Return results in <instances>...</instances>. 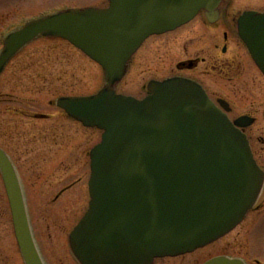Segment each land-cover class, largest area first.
<instances>
[{
  "label": "water",
  "instance_id": "obj_1",
  "mask_svg": "<svg viewBox=\"0 0 264 264\" xmlns=\"http://www.w3.org/2000/svg\"><path fill=\"white\" fill-rule=\"evenodd\" d=\"M222 0H110L31 21L9 34L0 73L29 42L68 39L106 73L97 94L62 98L86 125L104 130L92 151L90 208L71 235L82 264H153L205 247L236 228L260 193L263 176L246 135L195 81H152L143 100L118 94L129 61L152 35L177 29ZM215 20V19H214ZM239 32L264 73V13L249 12ZM15 230L27 264H44L16 172L0 150ZM206 264H243L220 257Z\"/></svg>",
  "mask_w": 264,
  "mask_h": 264
},
{
  "label": "rangeland",
  "instance_id": "obj_2",
  "mask_svg": "<svg viewBox=\"0 0 264 264\" xmlns=\"http://www.w3.org/2000/svg\"><path fill=\"white\" fill-rule=\"evenodd\" d=\"M33 1L42 3L41 8L47 11L64 5L108 6V0H28L18 4L12 1L10 6L0 4V15L8 14L9 17V12L16 11L12 14L17 15L23 11L25 15L35 16L42 9L26 11V7ZM235 2L237 11L264 10V0ZM200 28L197 19L176 33L148 38L131 59L129 71L117 86V91L144 98L149 94L150 81L164 80L179 74L175 70L178 62L193 57L197 52L203 51L200 50L203 47L206 50L201 53L206 57L212 56L206 46L209 34ZM189 31L196 37L192 42L186 41L182 36ZM217 82L220 85L217 88L219 92L233 99L235 112L232 117L245 114L250 95L248 86L240 85L237 90L232 87L231 82L223 79H217ZM104 85L103 68L82 51L57 37H45L29 45L0 80V145L15 154L13 162L32 184L29 187L32 190V197L29 198L31 226L46 264H80L71 250L69 235L88 206L90 196L89 190L87 191V164L91 149L101 141L103 134V131L96 128L87 131L82 129L80 124L58 110L56 99L69 95H92ZM17 108L20 111L21 108H29L36 113L58 111L60 115L46 121L49 125L43 128L45 136H35L29 141L17 143L15 135L28 128L30 132L33 131L28 124L30 122L24 120L29 117L20 116ZM43 137L45 138L42 139ZM52 151L61 153L58 162L57 157L49 153ZM80 178L82 180L75 190L66 192L57 200L60 190ZM81 194L82 203L75 205L76 198ZM64 200L72 202L71 209L65 210ZM73 206L77 210L74 211ZM240 228L189 255L184 262L170 260L167 264H200L220 253L264 260L261 249L263 238L258 237L252 243V239L249 241L247 228ZM14 231L11 208L0 172V264H25Z\"/></svg>",
  "mask_w": 264,
  "mask_h": 264
},
{
  "label": "flooded vegetation",
  "instance_id": "obj_3",
  "mask_svg": "<svg viewBox=\"0 0 264 264\" xmlns=\"http://www.w3.org/2000/svg\"><path fill=\"white\" fill-rule=\"evenodd\" d=\"M12 1L13 2L16 1L18 4L19 2H25L28 0H0V4L10 6L12 4ZM235 3H236L235 0H223L222 5L219 8V11H217L216 15L213 16L212 18L208 15L207 11L200 12L198 17L194 21L198 19V22L201 26L200 29H202L204 32H207L209 34L208 36L209 42L206 44V46L208 50L210 49L212 56L211 55L209 57L204 56L202 53L206 49L205 47H203V49L201 48L200 50H203V51L197 52L193 57H190L186 60L178 62L175 70H177L179 74L176 73L171 77L183 76L189 79H193L197 81L198 83H200L204 87L206 92L209 94L210 98L219 107L227 111L231 120L237 123V125L241 128V130L246 134L248 142L252 150V153H253V156L263 173V186L256 200V203L253 206V208L250 210L247 218L233 232H235L238 228L240 227L242 228L243 226H245V228H247L250 242H251V239L253 243L255 242V239H257L258 237H262L263 246H261L262 247L261 249H263L262 251L264 255V74L262 73L260 68L255 63L246 44L241 39L239 31H238V20L241 15H243L247 11L256 10L258 12H264V10L262 9L260 10L239 9V11H237L238 9L235 7ZM41 5L42 3L40 4L38 1H33L26 7L27 12L37 11V10L42 9L41 12H39L35 16H32L30 14L25 15L23 11L22 13H19L17 15L12 14V13H15L16 11H12V13L9 12V17L7 16L8 14L0 15V49L4 46V38L9 32L15 29H18L19 27L26 24L28 21L42 17L43 15L47 13H52V12H56V11H60V10L72 7V6L64 5V7H59V8L55 7L52 10L47 11L41 8ZM214 19L215 21H213ZM194 21H192L191 23L173 32H170L169 34L176 33L179 30H182L184 27L190 26ZM188 30L189 28H187L186 31ZM182 36H183V39H185L188 42L190 41L192 42L193 40L196 39L195 34L191 33L190 31L184 32ZM43 38H39L37 39V41ZM59 39L71 44L69 41L65 39H62V38H59ZM35 41L36 40L32 41L29 45H31ZM29 45H27L17 56H15V58H13V60L9 63V65L5 68V70L0 75V80L3 79L4 76H6V72L10 69V67H12L15 64V60L21 55V53L27 47H29ZM231 55L232 57L230 58L229 56ZM217 79H223L225 81L231 82L232 87L236 88L237 90H239L240 85H243V87L248 86L247 90H248V94L250 95L248 97V103L246 105L247 110L245 114H240L236 117H232V115L235 112V106L233 105V99L219 92L217 88L218 87L220 88V85L218 84ZM60 98L61 97H58V99H56V103L52 102L53 104L55 103L57 105L58 110L60 112L62 111L66 116L74 120L77 124H80L82 126V129H84L85 131H87L88 129H92V128L85 127L82 123L72 118L65 110H63L58 105V100ZM17 113L20 116L29 117L24 120L26 122L27 121L30 122L28 124L31 125L30 127L33 130L32 132H30L28 128L22 131L21 134L15 135L17 143L23 142V141H29L35 136H39V137L45 136V132L43 128H46L49 125V123L46 121H50L52 118H55L56 116L58 117L60 115L58 111L57 112L52 111L51 113H47V112L46 113L45 112L36 113L35 110H30L29 108L27 109L21 108V111L18 109ZM53 128L56 129L55 126H53ZM26 132H27V135H26ZM44 138L45 137H43L42 139ZM0 148L3 149L7 153L10 160L13 162L15 154L13 155L10 151H8L5 147L1 145H0ZM91 151H90V156H89L90 159L87 164V170H88L87 172L88 173L87 174L88 175L87 191L89 190L88 183H89V179L92 174ZM14 152L16 153V147L14 149ZM49 153L54 154V156L57 157V162H58V159L61 156V153L54 152V151L49 152ZM14 165L20 176L21 184L25 192L26 202L29 208V203H30L29 198L32 197L31 196L32 190L29 187L32 184L30 183L26 175L20 171L19 169L20 167H18L15 163ZM81 180H82L81 178L78 180H75L70 185L64 187L62 191L60 190V193L56 197L57 200H60V198H62V196L66 192L75 190ZM82 197L83 196L81 194L80 196L76 198L75 205L82 203L81 201ZM66 200L63 201L65 210L70 208L71 203H72L71 201L67 202ZM88 205H89V200H88ZM72 208L74 209V211L77 210V207L73 206ZM87 208L88 206L86 207V210H84V212L82 213L78 222L80 221L82 216L87 211ZM78 222L76 223V225L78 224ZM69 238H70V235H69ZM191 254H194V252L188 253V254H181L178 256L160 257V258L155 259L153 264H167V262H169L170 260H181L182 262H184V259ZM220 257L229 258L230 260H240L243 262V264H264L263 259L255 258L254 260H252L248 257L238 256V255H228L224 253H220L210 258H207L200 264H205L207 261L211 259L220 258Z\"/></svg>",
  "mask_w": 264,
  "mask_h": 264
}]
</instances>
